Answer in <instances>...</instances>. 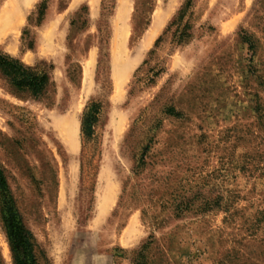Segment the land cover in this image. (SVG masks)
<instances>
[{"label": "rangeland", "instance_id": "rangeland-1", "mask_svg": "<svg viewBox=\"0 0 264 264\" xmlns=\"http://www.w3.org/2000/svg\"><path fill=\"white\" fill-rule=\"evenodd\" d=\"M43 1L0 0V55L50 76L0 73V264L4 208L38 264H264V0H193L180 44L186 0Z\"/></svg>", "mask_w": 264, "mask_h": 264}, {"label": "trees", "instance_id": "trees-1", "mask_svg": "<svg viewBox=\"0 0 264 264\" xmlns=\"http://www.w3.org/2000/svg\"><path fill=\"white\" fill-rule=\"evenodd\" d=\"M114 8V0H103L102 18L105 19L107 12ZM46 10L47 0H44L39 11L40 22L43 20ZM192 15L193 0H186L170 24V27H176L175 37L178 44L184 42L190 37L189 32L191 30V25L189 20ZM106 29V24H103L100 27L102 37H104ZM243 40L250 46L252 45L251 39L248 36L244 35ZM160 41L161 38L157 43ZM103 57H105V55H102V58ZM0 73L18 91L28 92L36 99L42 97L50 85L49 73L40 71L37 67L26 66L20 60L10 56L0 55ZM101 113L102 103L93 102L84 117L83 132L88 142H94L97 138L96 127L101 120ZM167 114L171 117L182 118V114L177 112L174 107H170ZM90 174L91 172L88 173V175ZM0 184L2 185V188H4V191L8 193L7 180L2 170H0ZM3 211L4 214L2 220L11 243L16 264H38V259L35 253L36 242L32 232L25 227L17 212L5 208Z\"/></svg>", "mask_w": 264, "mask_h": 264}, {"label": "crops", "instance_id": "crops-1", "mask_svg": "<svg viewBox=\"0 0 264 264\" xmlns=\"http://www.w3.org/2000/svg\"><path fill=\"white\" fill-rule=\"evenodd\" d=\"M28 1H30V0H28Z\"/></svg>", "mask_w": 264, "mask_h": 264}]
</instances>
